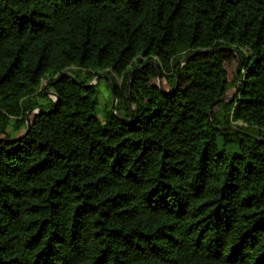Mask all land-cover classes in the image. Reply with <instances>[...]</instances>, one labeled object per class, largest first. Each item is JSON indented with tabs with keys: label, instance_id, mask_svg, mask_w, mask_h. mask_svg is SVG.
<instances>
[{
	"label": "trees",
	"instance_id": "trees-1",
	"mask_svg": "<svg viewBox=\"0 0 264 264\" xmlns=\"http://www.w3.org/2000/svg\"><path fill=\"white\" fill-rule=\"evenodd\" d=\"M0 264H264V0H0Z\"/></svg>",
	"mask_w": 264,
	"mask_h": 264
},
{
	"label": "rangeland",
	"instance_id": "rangeland-1",
	"mask_svg": "<svg viewBox=\"0 0 264 264\" xmlns=\"http://www.w3.org/2000/svg\"><path fill=\"white\" fill-rule=\"evenodd\" d=\"M81 71V70H79ZM69 74L73 75L72 72L67 71ZM84 71H81V74H83ZM103 74H106L105 72ZM118 82H120V79L115 77ZM91 82L95 83V89H96V95L98 97V107L97 112L100 117L104 115L105 109L110 106V100H111V85L110 80H108L104 75H100L98 80L94 78ZM46 88H49L50 85L47 84L45 81L43 82ZM112 84V82H111ZM51 97L54 98V95L49 93Z\"/></svg>",
	"mask_w": 264,
	"mask_h": 264
},
{
	"label": "water",
	"instance_id": "water-1",
	"mask_svg": "<svg viewBox=\"0 0 264 264\" xmlns=\"http://www.w3.org/2000/svg\"><path fill=\"white\" fill-rule=\"evenodd\" d=\"M201 52H207V50L194 51V52H192V53H190V54L184 56L182 59H180V60H179V66H178V68H177V74H176V76L179 75L180 68H181L182 65H184V64H185L187 61H189L192 57H194L195 55H197L198 53H201ZM156 70H158L157 67H156ZM101 75H104V76L108 79L107 74H101ZM133 75H134V71H132V72L130 73V77H129V79H128V84H127V92H128V93H129V91H130V87H131V79H132V76H133ZM99 76H100V75H99ZM99 76H96L95 78L98 80ZM64 77H67V78H70V79L74 80V77H73L71 74H69L67 71H65V72H63V73H62V74H61V75H60L55 81H52V82H50L49 84H53V83H55V82H57V81H60V80H61L62 78H64ZM108 80H109V79H108ZM94 84H95L94 82H90V83H88L87 85H85V87L87 88V87H90V86H92V85H94ZM110 85H111V93H112V97H113V99H112V104H113V107H114V112H116V111H117L116 108H115V105H116V96H115V94H114V88H113L111 82H110ZM158 85H159L160 90H161V91H164V89H163V87H162V82H161V80H160V76H159V74H158ZM224 98H225V97H221V98L215 100L212 104H215V103L221 101V100L224 99ZM118 117H120V116L118 115Z\"/></svg>",
	"mask_w": 264,
	"mask_h": 264
}]
</instances>
